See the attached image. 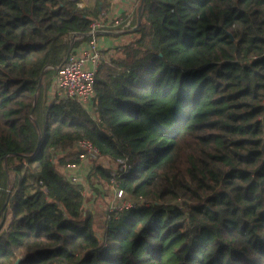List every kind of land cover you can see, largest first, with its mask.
<instances>
[{
	"label": "trees",
	"instance_id": "16d2710c",
	"mask_svg": "<svg viewBox=\"0 0 264 264\" xmlns=\"http://www.w3.org/2000/svg\"><path fill=\"white\" fill-rule=\"evenodd\" d=\"M104 6L0 0V264H264V0H143L137 29L99 43L95 97L40 117L90 23L120 28ZM83 138L126 158L119 186L147 200L101 235L64 170ZM110 177L94 162L86 183Z\"/></svg>",
	"mask_w": 264,
	"mask_h": 264
},
{
	"label": "built area",
	"instance_id": "2783aa9c",
	"mask_svg": "<svg viewBox=\"0 0 264 264\" xmlns=\"http://www.w3.org/2000/svg\"><path fill=\"white\" fill-rule=\"evenodd\" d=\"M140 5L141 1L137 0L134 7L138 10ZM134 16L135 10L132 9L125 20L116 19L112 25L121 24V26L115 29L114 32H123L133 28L135 26L132 24ZM106 25L108 24L103 21L93 20L90 23V30L88 31L90 38L86 43L80 47V50L69 53L63 62L56 66L51 84L55 94L53 100L57 97L86 102L95 97L96 70L98 63L103 57L97 35L102 31H108ZM75 146L80 151L78 159H96L101 157L99 148L89 139H79L75 143ZM116 161L119 164V168L111 171L110 181L114 195L108 205L107 219H117L123 211L131 207L147 204L146 199L135 201L125 195L124 190L119 186L117 177L121 173L129 172L132 165L127 162L126 158H117ZM67 166H75V163L67 164ZM69 177L74 182L78 178L77 174H69Z\"/></svg>",
	"mask_w": 264,
	"mask_h": 264
},
{
	"label": "rangeland",
	"instance_id": "374dc122",
	"mask_svg": "<svg viewBox=\"0 0 264 264\" xmlns=\"http://www.w3.org/2000/svg\"><path fill=\"white\" fill-rule=\"evenodd\" d=\"M135 2V1H134ZM107 16V15H106ZM108 18V16H107ZM131 30V29H129ZM121 40V39H120ZM119 40V41H120ZM118 42V41H117ZM111 49L106 52V54L110 53ZM51 82H53V74L50 76ZM50 85V88L46 91L47 97L42 96V101L40 102V108L38 109L37 113L40 115V117L43 115L44 112V102H53L55 96L53 86ZM45 93V94H46ZM58 98L55 97V100ZM92 104V103H91ZM87 103L85 104V107L89 113H93V107L92 105ZM63 152L59 150L58 156H62ZM58 158V157H57ZM95 160V161H94ZM86 159L85 161L78 160L77 163H75L78 167L77 173L74 172V169L72 170V174H77V180L76 181H82L84 182V195H85V209H89L94 214L95 218V230L96 232L101 235L103 228L106 224V217H107V209L110 201L113 199V189L111 187V181L110 179L107 182H96L94 187L89 186L86 183V176L90 171V168L94 162H101L104 165H106L111 171L117 170L119 168V164L116 160L109 159L108 157H99L96 159ZM67 166V165H65ZM133 199L132 197H128ZM134 200V199H133ZM9 218V216L6 217V221Z\"/></svg>",
	"mask_w": 264,
	"mask_h": 264
},
{
	"label": "crops",
	"instance_id": "0c3cea01",
	"mask_svg": "<svg viewBox=\"0 0 264 264\" xmlns=\"http://www.w3.org/2000/svg\"><path fill=\"white\" fill-rule=\"evenodd\" d=\"M89 0H83V3H86ZM104 1V10L102 13L106 14L108 16V19L116 18V19H125L128 14L133 10H135V15L137 16V8L134 7L135 3L137 0H102ZM135 1V2H134ZM141 1V0H140ZM115 19V20H116ZM137 23V19H136ZM135 23V24H136ZM134 24V25H135ZM108 31H102L98 34H100L97 39L98 42L102 47H110L115 44H117L119 39L122 36H119L118 33L122 32H114V30L107 29ZM124 32V31H123ZM82 35H77L76 38L81 37ZM75 38V39H76ZM86 43V40L81 41L79 45L76 47V50H80V47L83 46ZM79 160L85 161V158H80ZM78 166L75 164V166H65L64 170L66 173L71 174L72 170L74 169V172L77 173V168Z\"/></svg>",
	"mask_w": 264,
	"mask_h": 264
},
{
	"label": "water",
	"instance_id": "95a60500",
	"mask_svg": "<svg viewBox=\"0 0 264 264\" xmlns=\"http://www.w3.org/2000/svg\"><path fill=\"white\" fill-rule=\"evenodd\" d=\"M142 3H143V0H141V5L139 6L138 11H137V23L135 24V26L133 28H131V30H135L138 28V25L140 22L141 10H142ZM80 34H82V33L77 32V31L71 32L70 33V42L72 43V41L77 37V35H80ZM87 34H89V33H87ZM49 65L50 64H48L47 66H49ZM36 99H37V94L35 95L34 103L36 102ZM21 259H22V256L18 255L13 264H19Z\"/></svg>",
	"mask_w": 264,
	"mask_h": 264
}]
</instances>
